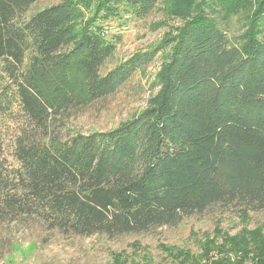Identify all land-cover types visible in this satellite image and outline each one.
Wrapping results in <instances>:
<instances>
[{"label": "trees", "instance_id": "1", "mask_svg": "<svg viewBox=\"0 0 264 264\" xmlns=\"http://www.w3.org/2000/svg\"><path fill=\"white\" fill-rule=\"evenodd\" d=\"M38 1L0 0V228L114 238L264 212V0H195L178 33L108 70L114 40L76 27L72 2ZM119 1L143 19L165 0ZM162 46L145 108L108 130L69 127ZM11 243L0 234V259Z\"/></svg>", "mask_w": 264, "mask_h": 264}, {"label": "rangeland", "instance_id": "2", "mask_svg": "<svg viewBox=\"0 0 264 264\" xmlns=\"http://www.w3.org/2000/svg\"><path fill=\"white\" fill-rule=\"evenodd\" d=\"M60 2H72L78 9L76 27L89 22L114 40L117 48L104 70L174 36L194 17L190 8L197 5L195 0H165L143 19L131 16L119 0H40L32 11ZM238 15L234 32L242 27L245 12ZM167 52L162 46L154 60L115 94L73 112L69 127L82 133L108 130L145 108L158 91L156 76ZM0 234L12 242L0 264H264V212L241 218L210 211L175 227L114 238L64 235L22 223L1 227Z\"/></svg>", "mask_w": 264, "mask_h": 264}]
</instances>
